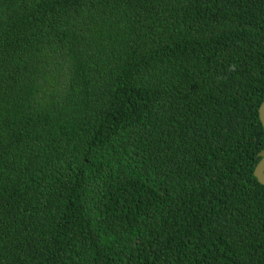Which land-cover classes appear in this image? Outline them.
<instances>
[{"label": "trees", "instance_id": "trees-1", "mask_svg": "<svg viewBox=\"0 0 264 264\" xmlns=\"http://www.w3.org/2000/svg\"><path fill=\"white\" fill-rule=\"evenodd\" d=\"M264 0H0V264H264Z\"/></svg>", "mask_w": 264, "mask_h": 264}, {"label": "water", "instance_id": "water-1", "mask_svg": "<svg viewBox=\"0 0 264 264\" xmlns=\"http://www.w3.org/2000/svg\"><path fill=\"white\" fill-rule=\"evenodd\" d=\"M260 118L264 126V101L259 108ZM261 159L255 168V175L259 182L264 184V150L260 152Z\"/></svg>", "mask_w": 264, "mask_h": 264}]
</instances>
